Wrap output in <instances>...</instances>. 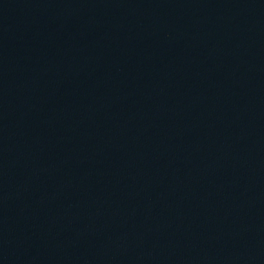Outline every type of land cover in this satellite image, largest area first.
<instances>
[{"label": "water", "instance_id": "1", "mask_svg": "<svg viewBox=\"0 0 264 264\" xmlns=\"http://www.w3.org/2000/svg\"><path fill=\"white\" fill-rule=\"evenodd\" d=\"M0 264H264V0H0Z\"/></svg>", "mask_w": 264, "mask_h": 264}]
</instances>
